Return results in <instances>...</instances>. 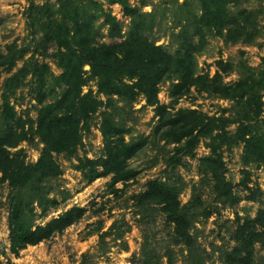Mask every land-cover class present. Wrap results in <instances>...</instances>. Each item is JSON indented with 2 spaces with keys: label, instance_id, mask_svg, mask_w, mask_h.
I'll list each match as a JSON object with an SVG mask.
<instances>
[{
  "label": "trees",
  "instance_id": "16d2710c",
  "mask_svg": "<svg viewBox=\"0 0 264 264\" xmlns=\"http://www.w3.org/2000/svg\"><path fill=\"white\" fill-rule=\"evenodd\" d=\"M169 1L172 9L177 7L172 10L174 29H178L173 52L156 45L151 36L159 24L157 17L131 6L127 0H109V5L121 6L129 19L125 30L111 10L98 0H54L41 6L29 2L26 28L32 47L13 43L0 56V68L8 74L15 70L5 80L0 105V184L7 183L12 190L8 216L12 254L18 255L27 246L62 233L85 215V209L73 207L44 225L34 222L36 207L43 214L59 205L46 190V183L62 174L54 155L72 156L82 143L83 133L89 131L92 116L102 107H111L114 97L133 102L144 96L146 104L155 107L159 117L156 134L165 144L177 145L170 160L172 168L179 165V160L172 159L179 155L193 156L199 143L206 139L210 140L207 144L210 155L200 160L206 174L212 173L215 166L221 169L217 152L223 147L230 150L243 145L244 167L264 164V67L252 69L244 62L239 64L238 79L233 83L223 81V75L233 71L223 60L217 63L212 78L197 73V57L207 49L208 33L223 38L227 44H251L260 34L259 11H230V6H239L247 0H196V3L185 0L182 4L178 0ZM106 38L111 42L106 43ZM35 53L54 58L62 73L55 76L47 63L33 59ZM20 62L23 65L16 69ZM86 66L88 70L84 69ZM28 77L33 83L35 101L41 106L35 120L28 115L18 116L10 103L11 96ZM90 80L97 81L95 94L92 90L83 92ZM168 80L172 82L170 96L174 103L195 88L229 102V108L215 117L194 109H175L174 103L160 105V85ZM229 126H235L233 133L226 132ZM100 132L103 156L85 159L79 169L89 182L110 175L113 184L126 185L136 177L129 160L143 148V141L126 142L124 129L109 116L102 119ZM35 137L43 147L36 163L28 164L24 151L17 148L23 142H33ZM243 173L241 186L248 190L250 174L246 170ZM213 189L216 201L224 206L241 201L223 171L215 176ZM180 192L179 187L154 179L139 196V203L160 206L173 226L175 241L192 255L195 244L192 220L202 202L196 196L181 205ZM203 213L205 218L212 214L208 210ZM233 241L235 246L225 255L226 264H264V260L257 263L255 258L256 245L264 253V209H259L254 218L238 221Z\"/></svg>",
  "mask_w": 264,
  "mask_h": 264
},
{
  "label": "rangeland",
  "instance_id": "374dc122",
  "mask_svg": "<svg viewBox=\"0 0 264 264\" xmlns=\"http://www.w3.org/2000/svg\"><path fill=\"white\" fill-rule=\"evenodd\" d=\"M41 6L52 4L54 0H0V56L5 55L13 43L19 46H31V37L26 28V10L29 2ZM105 9L125 28L129 19L123 14L122 7L109 5V0H98ZM145 13H153L159 22L151 33L156 45L170 52L177 47L174 34L178 32L169 0H127ZM185 0H178L182 4ZM196 3V0H189ZM176 5V4H175ZM257 10L259 36L251 44H227L223 38L208 33L206 51L197 57V73L209 74L212 78L217 63L223 60L233 67L228 75H223L224 83H233L238 79L237 70L241 63L252 69L264 67V0H247L239 6H230V11ZM101 24V21L98 23ZM105 31V30H104ZM106 32V31H105ZM110 43L109 39L104 40ZM32 47V46H31ZM49 52H53L50 49ZM29 58V54L25 59ZM49 65L50 71L59 76L62 71L54 58L41 57L35 53L33 58ZM22 62L16 66L20 68ZM88 70L86 66L84 68ZM15 70L11 73L13 74ZM0 68V105L5 80L11 75ZM172 82L160 85L158 100L160 105L170 106L174 101L170 96ZM33 83L28 77L24 85L11 96L10 103L17 115L29 116L35 120L41 106L37 104L33 93ZM97 90V81L90 80L83 92ZM103 101L105 98L99 96ZM50 100H47V103ZM175 109H194L208 116L219 117L229 102L195 88L174 103ZM229 113L224 116L227 117ZM104 116L125 131L128 143L143 141V148L129 160V167L135 170L136 177L126 185L113 184L112 176H104L89 182L79 169L85 159L96 160L103 156V139L100 124ZM159 117L155 107L146 104L144 96H138L133 102L114 97L111 107H102L90 121V129L83 133L80 146L72 156L54 155L62 174L46 183L49 197L58 200L57 208L43 213L36 207L35 225H44L73 207L86 210L85 215L62 233L55 234L35 246H27L18 255L10 252L8 228L9 198L12 190L7 183L0 184V264H226L225 255L235 246L233 232L245 218H254L259 209H264V164L244 167L241 156L243 145L230 150L223 147L217 153L221 157V169L214 167L212 173H205L201 159L210 155L207 147L209 139L202 140L193 156H178L173 161L179 165L172 168L170 160L177 145H168L159 139L156 128ZM229 126L226 132L234 131ZM217 132L214 133V136ZM42 144L35 137L33 142H23L17 149L26 155L25 161L34 164L38 160ZM15 150H13L14 152ZM249 172L248 190L241 186L243 171ZM223 171L231 182L233 192L241 201L234 206H224L216 201L213 189L214 178ZM215 175V176H214ZM165 181L181 189L179 200L186 205L198 196L202 207L192 220L191 234L194 238L192 255L187 248L175 241L173 226L161 212L160 206L147 203L140 205L139 196L145 192L151 180ZM204 210L211 211L210 217L203 216ZM257 263L264 260V253L255 246Z\"/></svg>",
  "mask_w": 264,
  "mask_h": 264
}]
</instances>
